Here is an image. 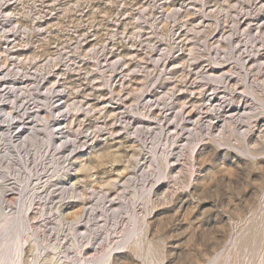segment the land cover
I'll list each match as a JSON object with an SVG mask.
<instances>
[{"label":"rangeland","instance_id":"374dc122","mask_svg":"<svg viewBox=\"0 0 264 264\" xmlns=\"http://www.w3.org/2000/svg\"><path fill=\"white\" fill-rule=\"evenodd\" d=\"M0 93L21 264H264V0H0Z\"/></svg>","mask_w":264,"mask_h":264},{"label":"bare ground","instance_id":"6f19581e","mask_svg":"<svg viewBox=\"0 0 264 264\" xmlns=\"http://www.w3.org/2000/svg\"><path fill=\"white\" fill-rule=\"evenodd\" d=\"M177 15V14H176ZM259 28V27H258ZM248 31V30H247ZM250 34V33H249ZM219 45V44H218ZM221 46V45H220ZM215 48H216V46H215ZM241 58V57H240ZM262 61V60H261ZM2 63V62H1ZM117 65V64H116ZM115 65V66H116ZM124 65V64H123ZM228 72V71H227ZM209 73V72H208ZM211 74V73H210ZM213 75V74H212ZM204 76H206V75H204ZM209 76V75H208ZM208 76H207V79H208ZM214 76V75H213ZM210 77V76H209ZM211 78V77H210ZM216 78V77H215ZM218 78V77H217ZM212 79H214V78H212ZM211 79V80H212ZM220 79V78H219ZM218 79V80H219ZM248 79V78H247ZM225 85V84H224ZM202 87V86H201ZM232 87V86H231ZM205 88V87H204ZM24 91V90H23ZM200 91V90H199ZM233 91V90H232ZM257 91V90H256ZM61 92H63V89H61V91L60 90H58V93L59 94H57V96L58 95H61ZM18 93V92H17ZM194 93V92H193ZM250 93V92H249ZM1 94V93H0ZM55 94V93H54ZM2 95V94H1ZM25 95V94H24ZM4 98V97H3ZM152 99V98H151ZM212 99V98H211ZM168 100V99H167ZM254 100V99H253ZM258 100V99H257ZM2 101V100H1ZM43 101V100H42ZM207 101V100H206ZM56 102V101H55ZM148 103H150V102H152V100H148L147 101ZM262 102V101H261ZM24 103V102H23ZM157 103V102H156ZM250 103V102H249ZM54 104V103H53ZM56 104V103H55ZM57 105V104H56ZM250 105V104H249ZM257 105V104H256ZM63 107V106H62ZM70 107V106H69ZM68 107V108H69ZM217 108H218V106H216ZM215 107V108H216ZM67 108V109H68ZM71 108V107H70ZM150 108V107H149ZM184 108L185 107H183V109H182V111H181V114H182V112L184 113L186 110H184ZM193 108V107H192ZM191 108V109H192ZM211 108V107H210ZM221 108V107H220ZM37 109V108H36ZM41 109V108H40ZM194 109V108H193ZM222 109V108H221ZM226 109V108H225ZM254 109V108H253ZM38 110V109H37ZM68 110H70V109H68ZM68 110H66V112L68 111ZM92 110V109H91ZM216 110V109H215ZM256 110V109H255ZM224 111V110H223ZM251 111V110H250ZM7 112H8V110H7ZM187 112V111H186ZM6 113V112H5ZM10 113H11V111H10ZM9 113V114H10ZM13 113V112H12ZM188 116L191 118L192 116H193V114H194V112H193V110H190L189 111V109H188ZM187 113H185V116H186V114ZM246 113V112H245ZM244 113V114H245ZM253 113V112H252ZM6 114H8V113H6ZM37 114V113H36ZM62 114V113H61ZM154 114V113H153ZM180 114V113H179ZM65 115V114H64ZM184 115V114H183ZM241 115V114H240ZM38 116H40V115H38ZM37 116V117H38ZM46 116V115H45ZM45 116H44V118H45ZM67 116V115H66ZM143 116V115H142ZM155 116V115H154ZM217 116V115H216ZM244 116V115H243ZM248 116V115H247ZM8 117V116H7ZM10 117H11V114H10ZM9 117V119H11ZM36 117V118H37ZM40 117H42V116H40ZM60 117H62V116H60ZM148 117V116H147ZM165 118H166V115L164 116ZM169 117V116H168ZM251 117V116H250ZM255 117V116H254ZM17 118V117H16ZM39 118V117H38ZM64 118V117H63ZM60 119V118H57V125L58 124H61V122L64 120V119ZM256 118V117H255ZM152 119V118H151ZM156 119L158 120V122L159 123H162L163 121H162V119H160V118H158V117H156ZM220 119V118H219ZM15 120V119H14ZM19 120V119H18ZM42 120H43V118H42ZM41 120V121H42ZM55 120V119H54ZM168 120V119H167ZM180 120V119H179ZM198 120H201V119H198ZM212 120V119H211ZM217 120V119H216ZM9 121V120H8ZM22 121V120H21ZM49 121V120H48ZM190 121V120H189ZM207 121V120H206ZM233 121V120H232ZM10 122V121H9ZM166 122V121H165ZM226 122V121H225ZM225 122H223L224 124H225ZM228 122H230L231 123V121H228ZM2 123V122H1ZM8 123V122H7ZM38 123V122H37ZM39 123L41 124V122H40V120H39ZM38 123V124H39ZM42 123H44V121H42ZM124 123V122H123ZM168 123V122H167ZM197 121H194L193 122V126L192 127H194V125H196V126H198L197 124ZM209 123V122H208ZM215 122H214V120H213V123L211 122L210 124H207V126L206 127H208V128H214V124ZM16 124V123H15ZM164 124V123H163ZM200 124V123H199ZM202 124V123H201ZM229 124V123H228ZM8 125V124H7ZM35 125H37L36 123H35ZM42 125V124H41ZM40 125V126H41ZM45 125V124H44ZM49 125V124H48ZM173 125H175V124H173ZM39 126V127H40ZM182 126V125H181ZM188 126V125H187ZM217 126V125H216ZM226 126V125H225ZM228 127H229V125H227ZM236 126V125H235ZM20 127L21 128H23V125H20ZM39 127H38V129H39ZM45 127H47V123H46V126ZM231 127V126H230ZM237 127V126H236ZM35 129H33V130H31V132H33L34 131V133H35V131H37L38 129H36L37 127H34ZM165 128V127H164ZM178 128V127H177ZM190 128V127H189ZM197 128V127H196ZM20 129V128H19ZM49 129V128H48ZM59 129V132H61L63 129L61 128V126L58 128ZM61 129V130H60ZM154 129V128H153ZM221 129H222V131L224 132V129L221 127ZM220 129V130H221ZM231 129V128H230ZM40 131L41 130H43L41 127H40V129H39ZM38 130V131H39ZM150 130V129H149ZM175 130V129H174ZM190 130V129H189ZM199 130V129H198ZM197 130V131H198ZM210 130V129H209ZM209 130H207V131H209ZM7 131H8V133L10 134V138H14V137H21L22 135L21 134H23L22 132H20V131H16V132H13V131H10L9 129H7ZM21 131H23V130H21ZM48 131V130H47ZM51 131V130H50ZM172 131V130H171ZM1 132V131H0ZM29 132V131H28ZM30 132V133H31ZM57 133H58V130L56 131ZM181 132V131H180ZM191 132V131H190ZM241 132V131H240ZM38 133V132H37ZM37 133H35V136L37 135ZM56 133V134H57ZM63 133H65V132H63ZM208 133V132H207ZM5 134V133H4ZM3 134V135H4ZM54 134H55V132H54ZM61 134H62V132H61ZM60 134V135H61ZM194 134H195V132H194ZM222 134V133H221ZM228 134V133H227ZM53 135V134H52ZM59 135V134H58ZM161 135H162V133H161ZM181 135V134H180ZM180 135H178V136H180ZM203 135V134H202ZM224 135V134H223ZM243 135V134H242ZM7 136V135H6ZM23 136H25V135H23ZM33 136V137H32ZM38 136V135H37ZM36 136V137H37ZM49 136H51V135H49ZM69 137V134H66L65 136H64V138L66 139V137ZM59 137V136H58ZM137 137V136H136ZM182 137V136H181ZM188 137V136H187ZM25 140H24V139ZM29 138H31V139H29ZM32 138H34V134L32 133V135L30 136V135H26V137H22V139L24 140V141H22V143H23V147H25V142H27L28 141V139L29 140H32ZM49 138V137H48ZM63 138V139H64ZM62 139V138H61ZM87 139V138H86ZM8 140V139H7ZM19 140V139H18ZM37 139H34V141H36ZM69 140H70V138H69ZM171 140V139H170ZM173 140V139H172ZM20 141V140H19ZM18 141V142H19ZM53 141V140H52ZM61 141V140H60ZM67 142H68V140H66ZM74 141V140H73ZM202 141V140H201ZM33 142V141H32ZM70 142V141H69ZM72 142V141H71ZM86 142V141H85ZM84 142V143H85ZM2 143V142H1ZM20 144H21V142H19ZM18 143V144H19ZM28 143V142H27ZM26 143V144H27ZM64 144H66V142L64 143V141L60 144L61 146H63ZM76 144H77V142H76ZM87 144V143H86ZM187 144V143H186ZM59 145V146H60ZM172 145V144H171ZM11 146V145H10ZM20 147L22 146V144L21 145H19ZM12 147L15 149H19L18 148V146H16L14 143H12ZM64 147V146H63ZM184 147V146H183ZM228 147V146H227ZM12 148V149H13ZM13 149V150H14ZM180 150V149H179ZM12 152V151H11ZM26 152V151H25ZM8 153V152H7ZM18 153V152H17ZM27 153V152H26ZM32 153V152H31ZM39 153V152H38ZM54 153V152H53ZM52 153V154H53ZM171 153V152H170ZM183 153V152H182ZM5 154V153H4ZM33 154V153H32ZM180 154V153H179ZM1 155V154H0ZM65 155V154H64ZM38 156V155H37ZM44 156V155H43ZM171 156V155H170ZM173 156H175V155H173ZM4 157V156H3ZM68 157V156H67ZM24 158V157H23ZM38 158H39V156H38ZM138 158V157H137ZM172 158V157H171ZM180 158V157H179ZM8 159V158H7ZM13 160V159H12ZM19 160V159H18ZM37 160V159H36ZM65 160V159H64ZM78 160V159H77ZM11 161V160H10ZM31 161V160H30ZM141 161V160H140ZM33 162V161H32ZM14 163V162H13ZM25 163V162H24ZM73 163V162H72ZM60 164V163H59ZM23 165V164H22ZM142 165V164H141ZM91 167V166H90ZM89 167V168H90ZM9 168V167H8ZM25 168V167H24ZM27 168V167H26ZM25 168V169H26ZM29 168H30V166H29ZM92 169V168H91ZM3 170V169H2ZM10 170V169H9ZM88 170V169H87ZM89 171H90V169H89ZM88 171V172H89ZM92 171V170H91ZM3 172V171H2ZM28 172V171H27ZM4 173V172H3ZM87 173V172H86ZM90 173V172H89ZM92 173V172H91ZM6 174V173H5ZM38 174V173H37ZM2 175H4V174H2ZM49 176V175H48ZM17 177V176H16ZM50 177V176H49ZM121 179V178H120ZM40 180V179H39ZM38 180V181H39ZM42 180V179H41ZM118 180V179H117ZM4 181V180H3ZM19 181V180H18ZM116 181V180H115ZM30 182V181H29ZM37 182V181H36ZM118 182V181H117ZM45 183V182H44ZM52 183V182H51ZM11 184L12 183H6V184H1L2 186H4V188H8L9 186H11ZM38 183H36V185H37ZM48 184H50L49 183V181L46 183V186L48 185ZM13 185V184H12ZM39 185V184H38ZM59 185V184H58ZM77 185V184H76ZM17 186V185H16ZM69 187V186H68ZM21 188V187H20ZM49 188V187H48ZM52 188V187H51ZM54 188V187H53ZM63 188V187H62ZM61 188V189H62ZM64 188H65V184H64ZM67 188V187H66ZM75 188V190H76V187H74ZM1 189V188H0ZM11 189V188H10ZM25 189H26V187H25ZM34 189V188H33ZM69 190V189H68ZM32 191V190H31ZM35 192V191H34ZM51 192V191H50ZM71 192V191H70ZM22 193V192H21ZM20 193V194H21ZM24 193V192H23ZM72 193V192H71ZM30 194V193H29ZM35 194V193H34ZM33 194V195H34ZM103 194V193H102ZM5 195V194H4ZM7 195V194H6ZM26 194H24V196H25ZM42 195V194H41ZM20 196V195H19ZM31 196H32V194H31ZM37 197V196H36ZM38 197H39V195H38ZM37 197V198H38ZM108 197V196H107ZM8 198V197H7ZM12 198V197H11ZM44 198V197H43ZM42 198V199H43ZM2 199V198H1ZM78 199V198H77ZM101 199H102V197H101ZM110 199V198H109ZM11 200V199H10ZM17 200V199H16ZM34 200V199H33ZM18 201V200H17ZM16 201V202H17ZM47 201V200H46ZM46 201H44V202H46ZM110 201H112V200H110ZM102 202V201H101ZM27 203L28 202H26L24 205H26V206H28L27 208H29V205H27ZM31 203V202H30ZM112 203V202H111ZM5 204V203H4ZM29 204V203H28ZM46 204H48V203H46ZM103 204V203H102ZM107 204V203H106ZM49 205V204H48ZM1 206V205H0ZM30 206H31V204H30ZM81 206V205H80ZM24 207V206H23ZM39 207V206H38ZM44 207V206H43ZM100 207V206H99ZM102 207V206H101ZM1 208V207H0ZM8 208V207H7ZM6 208V209H7ZM10 209H11V207H9ZM26 208V207H25ZM26 208V209H27ZM45 208H46V206H45ZM105 208V207H104ZM30 209H31V207H30ZM43 209V208H42ZM113 209V208H112ZM16 210V209H15ZM24 210V209H23ZM41 210V209H40ZM45 210V209H44ZM44 210H43V212H44ZM81 210V209H80ZM83 210V209H82ZM17 211V210H16ZM28 211V210H27ZM58 211V210H57ZM24 212H26V210L24 211ZM78 212V211H77ZM80 212V211H79ZM115 212V211H114ZM9 214L8 215H6L5 216V213H2V219H1V221H0V239H2L4 236V238L0 241V264H21L22 263V245L20 246V247H17L19 244L17 243V246H15L16 247V249L17 248H20V249H17L16 251H15V248L13 249V241L15 240V237H16V235H19V236H21V228H22V226L23 225H20V224H23V222H22V220L21 219H18L17 220V218H15L14 216H11L10 214H12V213H10V212H8ZM46 213V212H45ZM75 213V212H74ZM88 213V212H87ZM97 213V212H96ZM111 213V212H110ZM0 214H1V212H0ZM7 214V213H6ZM15 214H17V213H15ZM14 214V215H15ZM117 214V213H116ZM23 215V214H22ZM25 215H27V213L25 214ZM24 215V216H25ZM77 215V214H76ZM105 215V214H104ZM24 216H22V217H24ZM75 216V215H74ZM91 216V215H90ZM1 217V216H0ZM18 217V216H17ZM25 217H27V216H25ZM24 217V218H25ZM84 217V214H83V212L82 213H78V215L77 216H75L74 217V219L72 220L73 222L72 223H75L76 225H77V223H79V222H81L82 220L81 219H84L83 218ZM104 217V216H103ZM108 217V216H107ZM118 217V216H117ZM20 218V217H19ZM24 218H23V220H24ZM29 218V217H28ZM71 218H73V217H71ZM91 218V217H90ZM95 218V217H94ZM97 218H99L98 216H97ZM40 219V218H39ZM87 220H88V218H86ZM26 220V219H25ZM29 220V219H28ZM27 221V220H26ZM25 221V222H26ZM30 221V220H29ZM84 221V220H83ZM86 221V220H85ZM91 221V220H90ZM106 221V220H105ZM64 222V221H63ZM92 222V221H91ZM118 222V221H117ZM29 223V222H28ZM83 223V222H82ZM88 223V222H87ZM121 223V222H120ZM25 224V223H24ZM30 224V223H29ZM28 224V225H29ZM99 224V223H98ZM124 224V223H123ZM20 225V226H19ZM72 225V224H71ZM82 225H84V224H82ZM50 226V225H49ZM56 226V225H55ZM78 226V225H77ZM76 226V227H77ZM86 226V225H85ZM84 226V227H85ZM123 226V225H122ZM19 227H20V229H19ZM26 227V226H25ZM29 228L31 227V226H28ZM63 227V226H62ZM74 227V226H73ZM95 227V226H94ZM24 228V227H23ZM77 228H80V227H77ZM35 229V228H34ZM85 229V228H84ZM78 230V229H77ZM136 230L137 229H134V230H130L131 232L129 233V234H127L128 236H131L132 234H134V232H136ZM75 233L76 232H79V231H81L80 229L78 230V231H76V228H75V230H73ZM89 231V230H88ZM122 231V230H121ZM24 232V231H23ZM71 232H72V230H71ZM129 232V231H128ZM81 233H83V232H81ZM122 233V232H121ZM23 234V233H22ZM72 234V233H71ZM71 234H69V235H71ZM79 234V233H78ZM96 234V233H95ZM4 235V236H3ZM27 235V234H26ZM33 235V234H32ZM80 235V234H79ZM83 235H84V233H83ZM31 236V235H30ZM34 236H35V234H34ZM76 236H78V235H76ZM82 236V235H81ZM75 237V236H74ZM127 237V236H126ZM17 238H18V236H17ZM20 238V237H19ZM108 239V238H107ZM19 240H22V239H19ZM18 240V241H19ZM126 240H127V238H126ZM17 241V240H16ZM15 241V242H16ZM17 241V242H18ZM25 241V240H24ZM33 241V240H32ZM110 242V241H109ZM125 242V241H124ZM19 243H21V241L19 242ZM77 243V242H76ZM126 243V242H125ZM16 244V243H15ZM72 244V243H71ZM53 246V245H52ZM73 246V245H72ZM53 248V247H52ZM20 250V251H19ZM109 251V250H108ZM21 254H20V253ZM17 253H19L18 254V258H17ZM90 256V255H89ZM104 256V255H103ZM103 259V258H102ZM86 260V259H85ZM84 260V261H85ZM95 260V259H94ZM107 261V260H106ZM87 262V261H86ZM103 262V261H102ZM86 264V263H85ZM95 264H101V259H100V257H99V259L97 258L96 260H95Z\"/></svg>","mask_w":264,"mask_h":264}]
</instances>
